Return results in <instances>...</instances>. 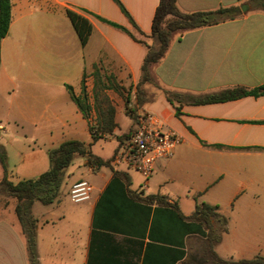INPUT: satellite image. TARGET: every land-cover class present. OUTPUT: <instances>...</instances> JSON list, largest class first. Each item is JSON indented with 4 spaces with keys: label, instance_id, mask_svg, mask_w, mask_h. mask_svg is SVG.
Listing matches in <instances>:
<instances>
[{
    "label": "crops",
    "instance_id": "1",
    "mask_svg": "<svg viewBox=\"0 0 264 264\" xmlns=\"http://www.w3.org/2000/svg\"><path fill=\"white\" fill-rule=\"evenodd\" d=\"M118 1L128 15L116 0H11L8 33L0 42V134L18 147L12 161L6 151V169L0 162V180L36 178L49 169V150L66 140L84 143L102 160L90 164L75 154L80 158L64 169L58 198L33 201L38 264L264 258V94L212 103L191 99L264 83V10L252 0H176L183 13L228 6L240 11L173 32L132 105L147 46H157L151 26L159 0ZM67 11L91 26L84 45ZM68 86L75 96L85 94L86 115ZM107 106L116 126L93 140L90 126L102 124ZM128 107L132 116L156 114L163 130L182 136L147 178L111 162L122 142L117 135L125 138L136 126L134 116L131 124L126 119ZM81 179L91 184V196L73 202L67 194ZM201 202L217 206L226 219L222 231L221 220L211 218L221 235L212 251L206 249L208 228L191 219ZM15 206V197L0 195V264H30Z\"/></svg>",
    "mask_w": 264,
    "mask_h": 264
},
{
    "label": "trees",
    "instance_id": "2",
    "mask_svg": "<svg viewBox=\"0 0 264 264\" xmlns=\"http://www.w3.org/2000/svg\"><path fill=\"white\" fill-rule=\"evenodd\" d=\"M123 12L128 15L127 11L116 0ZM252 2L260 9L264 10V0H252ZM11 0H0V42L8 33V28L11 20ZM238 6L220 7L210 11H196L191 13H183L177 9L176 0H159V4L155 10V14L151 26V36L157 42V46L148 45L147 52L141 65V79L137 85L150 83L151 77L149 74V66L158 61L165 53L170 36L173 32L184 31L196 27L212 25L221 21L231 19L239 13ZM67 15L76 29L82 45L87 41L91 32V26L88 21L78 14L67 11ZM112 23V22H110ZM117 25L115 23H112ZM71 91V87L68 86ZM167 90H165L166 92ZM264 94V83L247 88L236 86L229 89H224L217 93L203 94L192 97L194 103H212L223 102L227 100L237 99L247 95L258 96ZM72 99L77 103L84 115L87 114V103L85 94L82 97L75 96L71 91ZM178 112V108H177ZM114 109L110 106L105 108L103 112L102 124L97 122V125L90 126L92 139L96 140L103 133H112L116 123L113 120ZM75 154L84 155L88 163H102V160L93 155L88 146L78 140H66L55 148L49 150V169L41 173L34 179H25L17 183H12L7 180L6 175L0 180V192L4 191L8 196L16 198L15 213L18 217L22 232L25 237V244L28 259L30 264H38L36 253V220L31 215V205L33 201L38 200L42 203H50L57 198L60 184L62 181L63 171L70 164ZM0 162L5 167L6 156L0 151ZM5 169V168H4ZM155 196H150L154 198ZM157 198H161L156 196ZM176 209V205H173ZM178 216L183 218L179 213ZM218 217L221 220V230L226 229V219L221 217L217 212V206L201 202L195 206V210L191 215V219L203 224L208 228L206 235V249L212 251V246L217 243L221 235L213 228L211 218ZM201 234L204 231L200 232ZM216 257V256H215ZM198 261L200 260H192ZM226 263L216 257V262ZM188 262V261H186ZM190 262V261H189ZM229 264H264V258L256 257L251 260H240L237 262H228Z\"/></svg>",
    "mask_w": 264,
    "mask_h": 264
},
{
    "label": "built area",
    "instance_id": "3",
    "mask_svg": "<svg viewBox=\"0 0 264 264\" xmlns=\"http://www.w3.org/2000/svg\"><path fill=\"white\" fill-rule=\"evenodd\" d=\"M181 140L176 130L162 129L161 119L156 114L144 112L137 116L134 130L123 138L111 162L114 166L135 169L147 178L156 160L172 156ZM91 190V184L81 179L70 186L68 195L73 202H82L90 198Z\"/></svg>",
    "mask_w": 264,
    "mask_h": 264
},
{
    "label": "rangeland",
    "instance_id": "4",
    "mask_svg": "<svg viewBox=\"0 0 264 264\" xmlns=\"http://www.w3.org/2000/svg\"><path fill=\"white\" fill-rule=\"evenodd\" d=\"M112 82V81H111ZM147 83V82H146ZM146 83H143V84H146ZM143 84L142 85H140V86H138L137 87V91L135 92V95H131V97H132V101L133 102H131L132 103V105H134V104H136L135 102H136V96H141L142 97V95L144 94V89L142 90L141 89V87L143 86ZM155 86V85H154ZM143 92V93H142ZM126 113L128 114V115H125L126 116V119H127V121H128V123H130L131 124V120H132V118H133V116H134V119H133V122H135L136 121V118H137V115H136V113L132 116V107L130 108V107H128L127 109H126ZM0 123H2V122H0ZM131 126V125H130ZM132 128V127H131ZM125 132V131H124ZM123 134V133H122ZM117 136H119L120 138H119V140L120 141H122V139L124 138V136H125V134L124 135H117ZM0 142L2 143V145L3 146H0V151H2L4 154H5V156H6V158H7V154H6V151L7 150H9V154H10V156H11V161L15 158V154H16V150H17V147H18V144H16V145H14L13 147H11L9 144V142H8V138L7 137H5V135H3V134H0ZM111 144H113V143H111ZM110 146V145H109ZM79 158H80V156H77V157H75L73 160H72V162H74L73 163V165L77 162V160H79ZM2 164V163H1ZM3 166V165H2ZM3 168H5L6 169V163H5V167L3 166ZM1 194H4V195H7V193L6 192H4V191H1L0 192V195ZM59 194H60V192H59ZM67 196H68V198L70 199V197H69V195L67 194ZM58 198V197H57ZM71 200V199H70Z\"/></svg>",
    "mask_w": 264,
    "mask_h": 264
},
{
    "label": "water",
    "instance_id": "5",
    "mask_svg": "<svg viewBox=\"0 0 264 264\" xmlns=\"http://www.w3.org/2000/svg\"><path fill=\"white\" fill-rule=\"evenodd\" d=\"M241 10H243V11H244V10H245V6H243V5H242V6H241Z\"/></svg>",
    "mask_w": 264,
    "mask_h": 264
}]
</instances>
